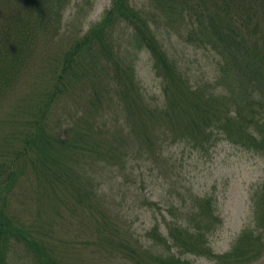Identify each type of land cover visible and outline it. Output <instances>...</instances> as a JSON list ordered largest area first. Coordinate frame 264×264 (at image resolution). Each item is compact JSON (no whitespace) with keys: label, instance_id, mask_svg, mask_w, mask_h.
Wrapping results in <instances>:
<instances>
[{"label":"trees","instance_id":"16d2710c","mask_svg":"<svg viewBox=\"0 0 264 264\" xmlns=\"http://www.w3.org/2000/svg\"><path fill=\"white\" fill-rule=\"evenodd\" d=\"M64 1L0 0V182L6 183L0 193V264H81L70 261L66 248L78 252V247H88L93 240L82 237L85 229L79 227L61 245L46 243L43 237L48 224L66 216L64 208L85 219L93 217L86 225L105 253L133 264H192L171 252L159 225L149 235L168 254L148 256L150 248L141 249L133 234L113 220L88 171L92 164L118 165L131 152V143L151 149L161 137L201 148L223 136L236 145L264 150V0H146L141 7L133 0H113L101 22L68 46L50 87L28 97L13 96L38 42L57 38ZM162 24L189 45L218 55L213 81L195 84L180 70L158 38L156 26ZM119 26L126 28L138 51L152 56L163 81L160 105L147 102L134 60L115 45ZM101 59L109 65L107 72L100 67ZM89 66L105 73L111 87L82 88L89 98L86 107L66 138L61 137L51 130V118L72 92L68 84L85 80ZM107 103L125 113L121 131L111 138L106 135L111 129L99 119ZM15 194L30 213L37 211L34 222L12 210ZM252 202L255 227L246 228L231 251L215 256L217 264L264 260V184ZM196 211L195 226L175 219L166 227L183 253H201L208 247L203 233L219 223L212 199L198 201Z\"/></svg>","mask_w":264,"mask_h":264},{"label":"rangeland","instance_id":"374dc122","mask_svg":"<svg viewBox=\"0 0 264 264\" xmlns=\"http://www.w3.org/2000/svg\"><path fill=\"white\" fill-rule=\"evenodd\" d=\"M145 1L133 0V4L141 7ZM112 2L65 0L57 38H50L49 41L43 38L38 42L34 57L27 61L26 71L12 92L13 96L28 97L38 88L50 87L68 46L94 29ZM156 28L158 38L170 58L192 83L214 80L218 74V55L189 45L165 24ZM116 29L118 41H115V45L121 47L124 56L134 60L136 80L147 102L160 105L164 101L163 81L155 69L152 56L133 46L125 34L126 28L119 26ZM99 62L100 67H104L107 72L109 65H104L102 59ZM89 68L85 80L68 84L66 88H73L72 92L63 98L51 118V130L61 137L66 138L67 130L86 107L89 98L82 92V88L111 87L106 83L110 80H105V73L94 71L91 66ZM87 79L89 83L85 84ZM106 106L104 117L99 119L106 124V130L111 129L106 134L111 138L125 123V113L121 106L120 110L108 103ZM126 134L129 137V133ZM131 144V152L123 158L122 163L92 164L90 171H87L97 188L100 201L112 213L113 220L123 228V232L133 234L142 245L139 244L141 249L150 248L148 256L155 259L161 254H168L167 249L159 242L154 244L149 235L157 225L160 226L158 233L169 239L171 252L192 264H217L215 256L231 251L242 232L246 228L255 227L252 198L264 184V150L258 146L250 148L236 145L223 136L213 138L201 148L186 141H165L163 137L151 149L145 143ZM5 184L0 182V193ZM32 198L33 203L38 202L37 198ZM207 198L214 202L219 223L209 233H203L208 247H204L201 253H183L168 237L167 224L180 219L184 225L195 226L193 218L198 201L201 203V200ZM11 208L23 219H31V222L37 217V211L30 213L19 202L16 194L11 197ZM64 211L65 217L55 219L52 225L48 224L43 230L46 243L61 245V240L73 238L76 230L82 227L86 230L82 237L93 242L88 247H78V252L72 251L71 246L66 248L70 261L81 264L84 261L88 264H133L97 247L95 232L91 234L86 225L94 222L93 217L85 219L82 214L68 213L65 208ZM14 263L17 264L16 261ZM19 264L32 263L25 260ZM255 264H264V260Z\"/></svg>","mask_w":264,"mask_h":264}]
</instances>
